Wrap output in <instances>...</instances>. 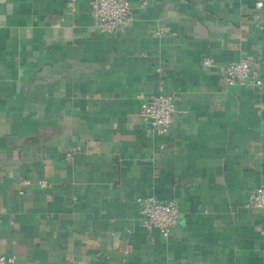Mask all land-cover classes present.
<instances>
[{
	"label": "crops",
	"instance_id": "1",
	"mask_svg": "<svg viewBox=\"0 0 264 264\" xmlns=\"http://www.w3.org/2000/svg\"><path fill=\"white\" fill-rule=\"evenodd\" d=\"M92 1L0 0V256L264 264V210L245 207L264 185V84L228 86L217 66L251 58L264 82V4L129 0L132 20L107 34ZM162 86L166 135L140 118ZM146 195L176 202L168 238L143 225Z\"/></svg>",
	"mask_w": 264,
	"mask_h": 264
},
{
	"label": "built area",
	"instance_id": "2",
	"mask_svg": "<svg viewBox=\"0 0 264 264\" xmlns=\"http://www.w3.org/2000/svg\"><path fill=\"white\" fill-rule=\"evenodd\" d=\"M78 0H67V5L72 13L77 11ZM146 1L142 4L146 5ZM263 1L256 2V8L263 7ZM95 19V29L102 33H113L122 30L132 20V5L129 0H93L91 3ZM254 19H259V14H254ZM204 66H216L210 57L203 60ZM222 77L228 86L250 85L263 87V79L259 68L251 58H243L236 62L217 65ZM176 114L174 97L164 91L162 86L156 93H152L142 99L140 105V118L143 123L148 124L152 131L159 134H169L173 118ZM71 156V153H67ZM22 186L31 184L30 179H23ZM37 184L41 188L49 186L48 179H40ZM23 193V190H21ZM140 205V219L148 228H157L163 238H168L172 230L177 226L180 211L175 201L161 200L153 195L140 196L137 198ZM245 207L248 209L264 210V185L250 190L247 194ZM15 262L14 256H0V264H11Z\"/></svg>",
	"mask_w": 264,
	"mask_h": 264
}]
</instances>
